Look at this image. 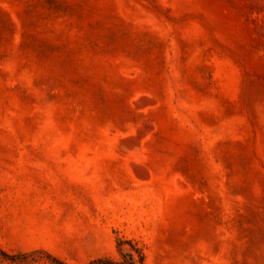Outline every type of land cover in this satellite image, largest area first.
<instances>
[{
  "label": "rangeland",
  "instance_id": "374dc122",
  "mask_svg": "<svg viewBox=\"0 0 264 264\" xmlns=\"http://www.w3.org/2000/svg\"><path fill=\"white\" fill-rule=\"evenodd\" d=\"M0 250L264 264V0H0Z\"/></svg>",
  "mask_w": 264,
  "mask_h": 264
},
{
  "label": "trees",
  "instance_id": "16d2710c",
  "mask_svg": "<svg viewBox=\"0 0 264 264\" xmlns=\"http://www.w3.org/2000/svg\"><path fill=\"white\" fill-rule=\"evenodd\" d=\"M121 242H119L120 245ZM4 255H8L6 254V252H3L2 250H0ZM125 260L123 262H112L110 260H99L105 264H135V257L132 254H127L124 255ZM58 261L60 264H64L62 261L56 260ZM140 262L141 264H145V254L143 252H141V257H140Z\"/></svg>",
  "mask_w": 264,
  "mask_h": 264
}]
</instances>
